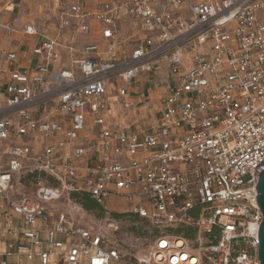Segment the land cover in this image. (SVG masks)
Here are the masks:
<instances>
[{
	"label": "built area",
	"instance_id": "1",
	"mask_svg": "<svg viewBox=\"0 0 264 264\" xmlns=\"http://www.w3.org/2000/svg\"><path fill=\"white\" fill-rule=\"evenodd\" d=\"M53 12L42 32L22 29L42 38L30 65L0 50L11 66L0 64V231L27 242L9 252L39 264H259L264 0H61ZM141 79L146 96L159 90L158 117L132 132ZM28 175L31 195L15 196ZM122 191L125 213L152 231L133 260L78 223L70 200L87 194L108 214Z\"/></svg>",
	"mask_w": 264,
	"mask_h": 264
},
{
	"label": "crops",
	"instance_id": "2",
	"mask_svg": "<svg viewBox=\"0 0 264 264\" xmlns=\"http://www.w3.org/2000/svg\"><path fill=\"white\" fill-rule=\"evenodd\" d=\"M60 1L45 0L40 5L34 6L31 0H0V50L6 49L16 52L21 61V66L30 65L31 61H33L31 49L40 43L42 38L27 36L23 34L22 29L25 25H34L42 32L47 24L53 22V11ZM27 9L29 10L28 12ZM33 11L35 14H33ZM0 64L4 67H11L3 58H0ZM130 90L133 91L136 108L127 112L123 124L128 125L132 132H137L155 123L158 117L155 107L159 90L151 88L149 95L146 96L147 91L145 84H143V79L132 84ZM111 115L113 121L122 125L115 110L112 111ZM0 207L5 209V206L1 204ZM13 223L18 226L19 220L17 216H14ZM37 227L43 232V237H45L46 225L40 220ZM10 242L27 243L21 236L13 237L5 230L0 231V264H39L38 259L28 262L25 256L9 252L7 245ZM46 249H48L46 243L41 249L32 248L33 251ZM50 258V264H55L57 256L54 255Z\"/></svg>",
	"mask_w": 264,
	"mask_h": 264
},
{
	"label": "rangeland",
	"instance_id": "3",
	"mask_svg": "<svg viewBox=\"0 0 264 264\" xmlns=\"http://www.w3.org/2000/svg\"><path fill=\"white\" fill-rule=\"evenodd\" d=\"M43 1L45 0H31L34 6L40 5ZM28 11L27 9V12ZM33 14H35L34 11ZM129 29L130 23L127 21L120 25V31L123 36L129 33ZM99 37L100 32H97L93 38L98 39ZM83 41L85 40L83 39L80 42L82 43ZM139 102L141 101L139 100ZM23 178L25 177H22V180H17L18 182L16 181V183H14L13 190L15 196L18 194L31 195L34 189L33 183ZM125 195L126 193L124 191L118 192V194L111 195L105 201V209L109 212L108 214L102 207L99 209L86 210L80 202H78L79 210L77 213H73V216L78 223L91 227L94 231L106 234L112 245L125 254L127 258L133 260L134 256L139 255L148 246L152 231L147 226L146 222L125 214L128 210ZM70 200L73 201L71 198ZM143 203H147L146 198H143ZM70 206L71 204L67 199H64L59 204V208L65 211H69Z\"/></svg>",
	"mask_w": 264,
	"mask_h": 264
},
{
	"label": "water",
	"instance_id": "4",
	"mask_svg": "<svg viewBox=\"0 0 264 264\" xmlns=\"http://www.w3.org/2000/svg\"><path fill=\"white\" fill-rule=\"evenodd\" d=\"M256 203L262 214V221L258 230V260L259 264H264V169L259 174L258 183L256 184Z\"/></svg>",
	"mask_w": 264,
	"mask_h": 264
},
{
	"label": "trees",
	"instance_id": "5",
	"mask_svg": "<svg viewBox=\"0 0 264 264\" xmlns=\"http://www.w3.org/2000/svg\"><path fill=\"white\" fill-rule=\"evenodd\" d=\"M36 175H28L27 177L23 178L26 181H31L33 183V185L36 182ZM41 177H44L43 175H41ZM48 179V178H46ZM22 180V179H21ZM70 198L75 202L78 203L80 202V204L84 207V209L86 210H93V209H99L101 206H99L96 202H94L93 200H91L89 198V196L87 194L84 193H73L71 194ZM127 214V213H125ZM129 216H132L133 218H136L137 220H140L139 218H137V216L132 215V214H127ZM143 221V220H141ZM145 222V221H144Z\"/></svg>",
	"mask_w": 264,
	"mask_h": 264
}]
</instances>
